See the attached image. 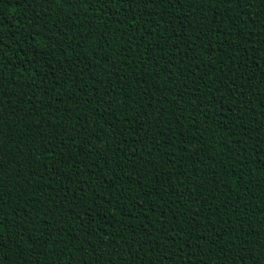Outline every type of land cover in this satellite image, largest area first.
Returning <instances> with one entry per match:
<instances>
[{"label": "trees", "instance_id": "trees-1", "mask_svg": "<svg viewBox=\"0 0 264 264\" xmlns=\"http://www.w3.org/2000/svg\"><path fill=\"white\" fill-rule=\"evenodd\" d=\"M0 264H264V0H0Z\"/></svg>", "mask_w": 264, "mask_h": 264}, {"label": "snow or ice", "instance_id": "snow-or-ice-1", "mask_svg": "<svg viewBox=\"0 0 264 264\" xmlns=\"http://www.w3.org/2000/svg\"><path fill=\"white\" fill-rule=\"evenodd\" d=\"M3 260V257L2 256H0V261H2Z\"/></svg>", "mask_w": 264, "mask_h": 264}]
</instances>
